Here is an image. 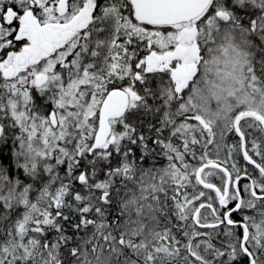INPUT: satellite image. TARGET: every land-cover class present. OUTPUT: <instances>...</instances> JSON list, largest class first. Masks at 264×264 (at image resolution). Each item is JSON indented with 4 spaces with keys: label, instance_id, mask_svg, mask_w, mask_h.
Wrapping results in <instances>:
<instances>
[{
    "label": "snow or ice",
    "instance_id": "6c2138e0",
    "mask_svg": "<svg viewBox=\"0 0 264 264\" xmlns=\"http://www.w3.org/2000/svg\"><path fill=\"white\" fill-rule=\"evenodd\" d=\"M0 264H264V0H0Z\"/></svg>",
    "mask_w": 264,
    "mask_h": 264
}]
</instances>
